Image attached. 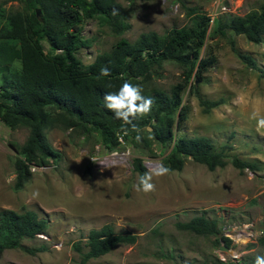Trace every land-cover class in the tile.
<instances>
[{
	"label": "rangeland",
	"instance_id": "374dc122",
	"mask_svg": "<svg viewBox=\"0 0 264 264\" xmlns=\"http://www.w3.org/2000/svg\"><path fill=\"white\" fill-rule=\"evenodd\" d=\"M117 1L128 27L115 33L96 18L85 19L80 35L86 42L75 52L82 64L108 51L118 38L132 42L141 32L161 34L186 25L191 8L212 19L243 15L262 2ZM0 7L6 13L21 10V0H0ZM230 40L253 59L254 67L232 52ZM42 46L46 51L47 44L42 42ZM203 55L214 56L215 62L198 74L191 73L186 84L184 68L166 60L139 86L169 91L172 85H184L180 97L186 118L173 126L174 134L207 137L223 154L224 165L208 170L186 158L180 170L154 175L151 192L134 190L137 173L132 159L139 158L150 174L162 164L169 146L151 143L146 148L142 142L133 146L123 140L109 151L95 132L66 127L58 120L44 134L59 156L44 166L32 165L29 179L15 188L13 160L28 129L0 126V209L32 210L46 222L42 233L21 240L30 252L5 249L0 252V264H76L79 254L74 245L84 252L87 232L104 224L114 233L134 234L136 239L117 244L85 264H249L264 257V243L258 241L264 238V127L259 126L264 119V35L252 43L230 31L225 36L209 33L199 50V56ZM199 99H221V103L203 112ZM0 125L4 124L0 121ZM233 158L253 163L255 169H238ZM198 215L214 220L218 233L196 234L179 226ZM224 233L232 236L230 252L219 248L217 240ZM243 233L250 234L248 239Z\"/></svg>",
	"mask_w": 264,
	"mask_h": 264
},
{
	"label": "trees",
	"instance_id": "16d2710c",
	"mask_svg": "<svg viewBox=\"0 0 264 264\" xmlns=\"http://www.w3.org/2000/svg\"><path fill=\"white\" fill-rule=\"evenodd\" d=\"M114 9L118 14L113 15ZM189 12L186 25L161 34L141 32L132 42L118 38L108 51L97 54L92 62L84 65L75 52L86 42L80 35V25L85 19L96 18L115 33L128 27L124 22L123 7L117 0H21V10L8 13L0 7V121L9 128L22 126L28 129L13 160L15 188L22 187L29 179L32 165L44 166L59 156L44 134L55 120L66 127L76 126L95 132L100 144L109 151L119 144L118 136L130 140L133 146L138 142L146 148L151 143L169 146L162 161L169 171L180 170L186 158L203 164L208 170L224 165L223 154L214 149L207 137L174 134L173 126L186 118V106L180 97L184 85H172L169 91L143 89L141 94L151 97L153 104L149 114L132 121L135 129L116 119L104 107L105 95L118 91L125 81L139 85L150 79L153 71L166 60L184 68L186 84L191 73L198 74L215 62L212 55L199 56L209 33L211 37L225 36L230 31L234 35H243L252 43L260 42L264 35V0L257 9L243 15L225 14L211 21L195 8ZM42 42L47 44L46 51ZM229 45L245 65L254 67L253 59L237 50L232 40ZM104 67L110 69L109 76L100 74ZM199 103L203 112H207L220 104L221 99H199ZM142 132L148 138L143 137ZM231 162L238 169H255L253 163L237 158ZM131 166L137 173L138 182L146 168L139 158H133ZM179 226L196 234L218 233L215 221L202 215ZM45 227L46 222L32 210L15 212L1 208L0 252L13 248L30 252L21 246V240L34 238ZM135 239L134 234L114 233L107 224L90 229L86 234V250L83 252L74 245L79 254L76 264H85L115 245L130 244ZM217 241L230 248L228 238L219 236ZM258 241L264 243V238Z\"/></svg>",
	"mask_w": 264,
	"mask_h": 264
},
{
	"label": "clouds",
	"instance_id": "9594fccd",
	"mask_svg": "<svg viewBox=\"0 0 264 264\" xmlns=\"http://www.w3.org/2000/svg\"><path fill=\"white\" fill-rule=\"evenodd\" d=\"M118 14L116 10H113V15ZM102 76H109L110 69L104 67L100 70ZM143 89L139 85H133L128 81H125L114 93H108L104 96V107L110 110L114 117L118 120L124 122L125 125H132L135 129V125L132 121L138 117L145 116L150 113L153 99L151 97H145L142 93ZM6 127V125H0ZM259 126L264 127V119L259 121ZM137 140L140 139L139 136L136 137ZM102 164V163H100ZM169 169L163 164L157 166L153 169L151 173H146L141 176L138 182L134 185V190L137 192H151L154 190V184L150 183L152 177L162 176L167 174ZM33 196H38V193H33ZM255 264H264V257L258 256L256 258Z\"/></svg>",
	"mask_w": 264,
	"mask_h": 264
},
{
	"label": "built area",
	"instance_id": "2783aa9c",
	"mask_svg": "<svg viewBox=\"0 0 264 264\" xmlns=\"http://www.w3.org/2000/svg\"><path fill=\"white\" fill-rule=\"evenodd\" d=\"M223 12H225V11H223ZM209 18H210V17H209ZM210 21H211V18H210ZM118 141H119V143L123 141L122 138H121V136H118ZM223 235H224L226 238H228V239H229V238L231 239V237H232L229 233H224ZM237 236H238V237H242V234H241V233H238ZM243 236L245 237V239H248V237L250 236V234H249V233H245V234L243 233ZM230 239H229V240H230ZM229 252H230V251H229ZM233 257H235V256H233Z\"/></svg>",
	"mask_w": 264,
	"mask_h": 264
},
{
	"label": "water",
	"instance_id": "95a60500",
	"mask_svg": "<svg viewBox=\"0 0 264 264\" xmlns=\"http://www.w3.org/2000/svg\"><path fill=\"white\" fill-rule=\"evenodd\" d=\"M36 13H38V9H36ZM219 248L226 250L227 252H229V249L227 247H225L224 245H220Z\"/></svg>",
	"mask_w": 264,
	"mask_h": 264
}]
</instances>
